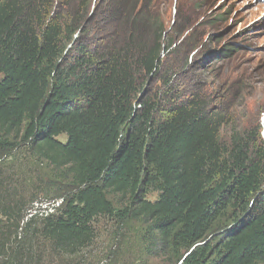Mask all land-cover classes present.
Here are the masks:
<instances>
[{
  "label": "trees",
  "instance_id": "trees-1",
  "mask_svg": "<svg viewBox=\"0 0 264 264\" xmlns=\"http://www.w3.org/2000/svg\"><path fill=\"white\" fill-rule=\"evenodd\" d=\"M55 7L0 0V152L32 144L66 181L63 206L38 225L29 221L25 234L38 235V246L27 252L31 240L20 239L19 225L25 204L2 198L0 177V264H45L47 256L80 264L75 256L96 237L93 222L114 215L109 193L128 199L122 219L144 222L145 240L181 253L180 264L264 262L260 132L234 129L224 141L225 116L199 96L156 116L159 103L140 97L141 80L155 77L178 44L138 0L109 1L102 21L69 19ZM83 40L90 43L67 55ZM143 184L160 192L155 201L141 196ZM227 217L236 226L215 247L209 236Z\"/></svg>",
  "mask_w": 264,
  "mask_h": 264
},
{
  "label": "rangeland",
  "instance_id": "rangeland-1",
  "mask_svg": "<svg viewBox=\"0 0 264 264\" xmlns=\"http://www.w3.org/2000/svg\"><path fill=\"white\" fill-rule=\"evenodd\" d=\"M48 1L56 6L59 15L67 14L69 19L80 17L83 21L93 15L96 21H102L111 0ZM138 2L145 10L148 7L153 17L158 18L171 32L169 37L178 44L165 56L155 77L141 80L142 92L147 90L144 96L141 92L140 97H149L159 103L156 116L165 115L172 102L199 96L210 111L225 116L227 123L221 131L224 141H229L234 129L255 133L258 130L264 141V0ZM100 29L97 32L99 37L111 33V26L107 31ZM79 43L84 45L90 42H76L67 55L75 53ZM58 138L65 142L67 135L64 133ZM0 177L5 181L2 188L6 187L2 198L22 199L25 204L23 219L19 222L25 231H20V239H25L27 243L31 240V246L27 244L24 249L33 252L34 246H38V235L29 231L26 236L27 225L31 219L38 225L40 218L50 209V213H53L63 206L66 181L46 160L37 158L29 143L0 152ZM159 193L155 187L146 184L142 185L140 191L141 196L150 201H155ZM108 197L113 203L114 215L96 218L93 222L96 237L88 248L75 256V261L80 260V264L181 263V253L177 255L172 252L171 255V250L154 249L145 240L143 234L147 226L144 222L122 219L120 212L130 205L128 199L112 193ZM235 226L233 218L220 219L209 240L215 247H220ZM15 234L11 236L8 249L17 244V239L12 241ZM44 263L61 264L60 257L47 256Z\"/></svg>",
  "mask_w": 264,
  "mask_h": 264
},
{
  "label": "water",
  "instance_id": "water-1",
  "mask_svg": "<svg viewBox=\"0 0 264 264\" xmlns=\"http://www.w3.org/2000/svg\"><path fill=\"white\" fill-rule=\"evenodd\" d=\"M146 90H147V89H145V90L142 92V94H143V93H145V92H146Z\"/></svg>",
  "mask_w": 264,
  "mask_h": 264
},
{
  "label": "built area",
  "instance_id": "built-area-1",
  "mask_svg": "<svg viewBox=\"0 0 264 264\" xmlns=\"http://www.w3.org/2000/svg\"><path fill=\"white\" fill-rule=\"evenodd\" d=\"M50 211H51V209H50ZM50 211H48V212L50 213ZM48 212L46 214H49Z\"/></svg>",
  "mask_w": 264,
  "mask_h": 264
}]
</instances>
